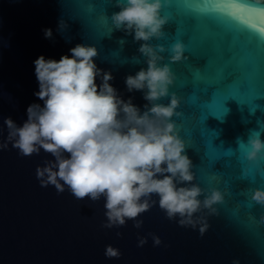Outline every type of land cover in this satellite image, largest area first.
Wrapping results in <instances>:
<instances>
[{"label": "water", "instance_id": "obj_1", "mask_svg": "<svg viewBox=\"0 0 264 264\" xmlns=\"http://www.w3.org/2000/svg\"><path fill=\"white\" fill-rule=\"evenodd\" d=\"M161 4L168 22L163 37L150 43L185 46L181 62L169 63L168 52L161 53L175 77L169 93L180 101L181 115L172 119L192 162L193 182L223 197L215 214L203 213L209 227L201 235L199 226H178L157 204L137 218L141 229L130 220L103 228V198L78 200L67 187L62 193L40 187L35 169L53 157L43 150L21 157L9 145L0 151V264H264V206L251 201L252 190H264V152L256 161L246 159L251 132L260 131L264 142V0ZM118 11L115 0H0V141L7 135L4 119L19 127L28 106L43 107L34 95V61L70 57L77 44L95 47L94 63L111 73L109 84L119 98L145 110L144 93L125 85L127 76L147 68L138 51L142 42L112 26ZM44 29L52 30L51 39ZM149 233L160 246H153ZM145 236L147 243L137 247ZM109 245L119 250V259L105 257Z\"/></svg>", "mask_w": 264, "mask_h": 264}, {"label": "clouds", "instance_id": "obj_2", "mask_svg": "<svg viewBox=\"0 0 264 264\" xmlns=\"http://www.w3.org/2000/svg\"><path fill=\"white\" fill-rule=\"evenodd\" d=\"M115 6L120 11L112 14V26L142 42L138 51L147 68L127 76L125 85L129 92L144 93L145 110L141 112L130 99L119 98L109 84L111 73L94 63L98 55L95 47L77 44L69 50L70 57L64 55L56 61L40 56L34 61L39 85L34 95L43 101V107L28 106L27 120L19 127L11 118L3 120L7 135L0 141V151L11 145L21 157L39 155L41 150L50 154L53 159L35 169L40 187L51 185L58 193L67 187L78 200L103 198L107 221L103 228L122 227L130 220L134 228L141 229L143 221L137 218L158 204L168 220L194 230L199 226L202 235L209 227L203 213L215 214L214 205L223 197L220 191L209 193L193 182L192 162L184 154L185 142L172 119L181 115L176 111L180 101L169 93L175 77L161 55L167 51L169 63L181 62L186 59L185 46L177 41L166 49L150 43L163 37L168 22L161 15V0H115ZM64 27L60 21L59 28ZM43 32L45 39H51V29ZM166 97L167 105L157 103ZM260 135V131L251 132L246 143L250 162L264 152ZM251 201L264 206V190H252ZM260 220L264 223V216ZM148 235L154 247L161 245L159 237ZM147 239L138 237L137 247H143ZM104 255L119 259L121 253L109 245Z\"/></svg>", "mask_w": 264, "mask_h": 264}]
</instances>
